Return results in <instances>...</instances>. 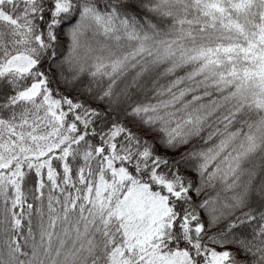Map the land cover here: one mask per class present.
I'll return each instance as SVG.
<instances>
[{
  "label": "snow or ice",
  "instance_id": "snow-or-ice-1",
  "mask_svg": "<svg viewBox=\"0 0 264 264\" xmlns=\"http://www.w3.org/2000/svg\"><path fill=\"white\" fill-rule=\"evenodd\" d=\"M0 264H264V0H0Z\"/></svg>",
  "mask_w": 264,
  "mask_h": 264
}]
</instances>
